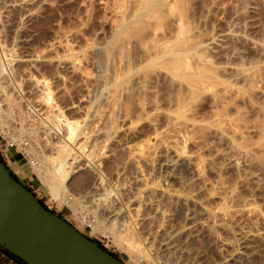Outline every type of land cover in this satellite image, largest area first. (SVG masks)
I'll list each match as a JSON object with an SVG mask.
<instances>
[{"label":"rangeland","instance_id":"obj_1","mask_svg":"<svg viewBox=\"0 0 264 264\" xmlns=\"http://www.w3.org/2000/svg\"><path fill=\"white\" fill-rule=\"evenodd\" d=\"M166 1L167 0H28V2L22 6L20 11L15 12V14H17H14L16 17L13 16V18H17V20H14L15 23L13 22V20L11 22L13 23L12 25L15 24L13 26L14 30L12 29V33H14L15 35L12 34L13 39L11 40H13L14 42L13 45L14 49H16L17 56H24V59H26L25 57H27V55L29 58H35L37 54L41 56L40 57L37 55L34 62L36 64H34L36 67L33 65V69L30 68V71H32L31 73L39 80L45 78L47 79L45 80L50 84L51 88L53 87V93L56 92L54 96L55 98L57 97L56 99H58V105L61 106V108L65 106V104L69 105V107H74L70 110H67V108L63 109L65 116L73 119L75 122H79L81 131L83 133L85 132L87 136L93 137L92 139L95 138V132L99 129V127L102 126V122L104 121L101 120L103 118L99 119L101 116V111H98V109L101 108L100 110H102L104 107H101V103L100 105H98L100 102L99 92L96 91V89L98 90V88L97 86L94 87V85H97L96 83L98 78L96 79V77H98L99 75L98 72H101L100 70H103V68L107 66V63H109L108 66L110 67L111 71L113 70L112 73H114L115 70L119 75L122 73H128L126 74L125 80L130 81L131 84H133V82H141V78L143 79V75L145 77L147 76L145 78L147 79L145 80V82L150 81L144 83L145 86H142V81L140 83V87H142L143 89L141 88L140 91L139 88L138 91L134 89L136 90L135 94H132V97L130 98V100H128L130 104L131 101L133 103L129 107V112L133 115V117H135V121L140 122L139 126L141 128L145 127V123L142 119L146 115L150 114L153 110L156 111V109L157 112H159V116L156 119V128L158 134H149L148 140L150 143L148 144L150 146L154 145L156 141L158 145L160 143L159 146H161L162 144H166V141L168 143H170L171 141L172 144H176V138L178 136V134L176 135V131L179 130L183 131V133L189 132L188 134H181L182 136H180V138L185 135L186 137L190 138V142L192 140L194 141L191 142L193 146L191 148L192 152H195L196 147H200V144L203 141L208 142L213 147L221 146L219 149H222L223 142L220 140L221 137L217 136L219 134H224V137L231 139V141L235 143H241L240 140L242 139V143H244V141L245 143L252 142L251 144L255 148L263 145L264 50H259L258 47H256V49L252 45H249V43H247L241 37V34L251 36V38L254 37V39H259V41L264 40V1L244 0V3L247 2L246 4L249 8V10L245 12V10L241 9L243 0H185L187 1L186 6L185 1L183 0V6L185 9L183 8L184 12L182 13H184V15L188 17L190 25L187 29L191 30L192 28H196L197 30L201 27V32H198L199 35L197 34L195 36V40L197 43L200 42V44L202 43L204 46V48L200 47L199 49H197L196 52L194 50V52L189 55V60L187 59L188 56L184 59H187L188 64L193 65H190V67H192L191 71L189 70L188 73L185 71L187 74L185 72L184 74L181 73L182 71H180L179 73L183 74L186 78L189 76L188 74H192L193 78H187L188 80H186L185 77H183V80L181 78L183 75L177 76V73V77H173L171 73L169 74L168 71H166V62H163V60L166 59L162 58L163 60H158L154 65H147V60H149L150 57L154 56V51L151 50V48V52L149 51V46L151 47L152 45L151 42L161 43L164 41L167 42L169 46L172 44V48H177L176 50L178 51H181L184 48H181V44H179L182 36L178 35V29L176 30L178 26H175L176 23L174 22V18H172L173 14V16L175 17L178 14H181V12L179 13V10L176 9L173 10V13H170L172 11L167 8L168 6L166 5L167 3H165ZM171 1L172 0H170L168 4L171 3ZM149 3H151L152 6H149ZM217 3L219 5L221 3V6H218ZM215 4L218 6V8H216L217 6H214ZM252 5L254 6L255 11H250L251 9L254 10L253 8L249 7ZM146 6H148L149 8ZM151 7H155V10L150 11V9L153 10V8ZM125 29L127 31H125ZM200 29H198L197 31H200ZM216 33L222 35V43H207V45H209L207 46L206 42L209 40V38L217 35ZM95 42L104 44L103 49L107 50H102V53L99 52V54L93 52H91L90 54V48ZM146 46L148 47L149 52H147ZM104 47H106V49ZM178 47H180L181 50ZM110 50H112L113 52H111ZM109 51L112 55L109 54ZM150 53H152L153 55ZM77 54L81 56L82 59ZM121 54H123L124 56ZM70 55H74L75 58L78 56V59L81 60H79V64L77 63V65H80L77 66L76 71H78V73L70 72L71 70H69V67H67L69 66L68 63H70L68 60L70 58ZM107 55L112 56V58H110L109 60H114L115 58L116 64L114 62L115 60L111 61V63L114 62L111 64L107 60L109 58V56L107 58ZM102 56H104L105 59H103ZM72 58L73 57H71V60ZM106 60L107 62H105ZM168 60L169 57H167L166 61ZM61 62L64 65H62ZM101 63L104 64V67ZM99 65L102 67H100ZM163 65L165 66L163 67ZM244 67L252 68L246 70L247 72H249L250 70L248 74L249 78H247L248 80L243 79V75H241L240 70L245 71ZM196 68L198 69L196 70ZM80 71L83 73H81ZM193 71L195 73H197V71H199V73L201 71H204L203 74L202 72L200 74H197V76L202 74L201 77L204 78L202 79V83L199 80L197 82L196 77H194V75L196 74H194ZM145 72H148V74ZM96 74L98 75L96 76ZM236 76L239 78H237ZM139 78L140 80H137ZM240 79H242V81ZM26 84L27 83L24 84L23 82V87L25 88H22V90H24L23 92L21 91L22 94L24 93L22 95L24 97H21L25 101L24 105L26 106V110L33 107L34 110L38 111L39 107H37V100L34 96L31 95L29 90L28 92L26 91ZM62 84H64V86ZM61 87L63 89L65 87L66 90H60ZM39 88L37 90L41 91L42 88ZM62 91H65L66 93ZM60 92L62 94H60ZM138 92L140 93L138 94ZM39 93L40 92H38V95ZM96 104L98 105L97 109L95 107L97 106ZM76 106L78 107L76 108ZM94 109L100 112V116L98 115V112H96L97 115L95 116L94 112L96 110ZM133 110L134 112H132ZM136 112L138 115L136 114ZM40 113L41 111L37 114ZM93 113L94 116H92ZM113 113L117 114V112ZM218 119H221V125L219 124L220 121L218 123L219 125L217 124ZM215 121L217 122L215 123ZM88 126L90 129L87 128ZM185 126L186 128H184ZM6 127L7 130L11 128H9L8 125H5V129ZM201 128L203 130H201ZM84 129L85 131H83ZM9 131L13 135H15L16 138L17 136H19V133L17 131H12L11 129ZM201 131H205V133H201ZM201 134L202 137L200 136ZM214 135H216L217 138H214ZM198 137L201 139H199ZM21 140L28 142L29 137L24 135ZM28 144H30V141L28 142ZM90 144L93 146L92 141H90L86 145L87 147L84 150V154L88 153L90 149L93 150L92 146L89 147ZM4 146V140H0V159L6 166L8 172H10L15 177V179L20 182V184L27 187L29 191L39 200V202H42L50 212L71 224L81 235L93 241L98 246L104 248L109 254L113 255L122 263L139 264L137 261L129 257L126 251V247H122L121 245L115 243L110 235L104 234L102 231L97 232L93 229V216L88 215L85 219H83V217L82 219H75L71 211L66 208L65 205H58L59 203L54 199H52L51 201L48 194L45 192V188L42 187V185L38 181L37 176H35L32 172L33 169L29 159L25 155L23 156L25 151H9L5 150ZM96 146H98V144ZM98 149L99 148H97V150ZM189 149L187 151H190ZM102 150H104V148ZM256 156L259 157V155ZM256 158L255 161L252 160L254 163L248 165V170H245L246 174L256 171L258 173H262L264 171L262 170L264 169V159L262 160L257 158L259 161L258 162ZM72 161L73 160H69L68 162L69 164L71 163V167L74 164L73 171L76 172L77 165L74 163V161L72 163ZM223 161L221 160V158L219 159V157H217L214 160V165L221 167V165L225 163H223ZM84 169V171L81 170L82 172H74L78 176L81 175L82 179L81 184H78V182L73 183L74 190L77 189L76 187H78V189L80 190H84L85 187H87L85 184H88L91 181V173L87 172L88 169L86 168V166L84 167ZM204 172L205 171L201 172L202 180L200 182V186L204 190L209 193L219 192L218 194L222 195L230 190L229 184L231 183L228 181H231L230 178L234 176V170L230 169L225 174H223L222 177L219 178L220 182L217 180V183L214 182V179H212L206 172ZM86 173H88V175ZM128 173L126 174L127 176L130 175L129 170ZM131 173H133V170ZM126 177L124 175V177H122V180L124 178L127 181L130 179L129 177L126 179ZM260 179L261 187L263 186L264 188V176H262ZM122 180L120 181V183L125 184L127 182L123 180L125 182L124 183ZM216 184L219 185L216 186ZM184 211L185 209L180 210L176 206L172 208L173 218L170 222L174 228H178L179 226L185 224L184 216L186 212L184 213ZM262 212H264L263 208L262 210L261 208H257V210L254 211H246L238 214V216H236L235 218L234 222L236 224L234 223L233 228L234 231L236 230L238 232L233 234L234 231H232L231 234H227V236L218 233L217 235L221 237L202 235V238L200 237L199 240L197 239L198 241H195V243H189L190 245L188 251L190 253V256L184 255V257H182V260L181 256L176 257L178 255H171L172 257L170 258V260L173 261L172 264H174V262L176 261H178L179 264H194L196 261L198 262V260L200 264L202 259H205L206 262L203 261L201 264H214L218 262V260H220L222 257H224V254L225 256L228 254V249H230V251L235 248H240L242 250V248H245L248 245H258L257 240L254 241L252 239H249L248 241L245 240V236L258 228V221L259 217L261 216L260 214H263ZM216 237L219 239L221 238V241H225L226 246L223 247L220 243H218L220 240L218 239V241ZM259 254L263 255V252L261 251V253ZM0 255H2L0 256V264H18L15 262H10V258L5 254L0 253ZM198 256H201L203 258L200 257L199 259ZM185 257H190L191 260L189 258H187V260L189 259V262L191 261V263L187 262V260L185 261ZM195 257H197L198 260ZM158 261H156V264H164L163 260V262L161 260ZM178 262H176L175 264H178ZM262 263L263 262H259V264ZM252 264H258V262L256 261Z\"/></svg>","mask_w":264,"mask_h":264},{"label":"bare ground","instance_id":"obj_2","mask_svg":"<svg viewBox=\"0 0 264 264\" xmlns=\"http://www.w3.org/2000/svg\"><path fill=\"white\" fill-rule=\"evenodd\" d=\"M245 1L243 0L241 9L246 12L249 8L247 7V2L244 3ZM27 2L28 0H0V127L5 129V125H8L9 128L11 127L10 129L12 131H17L19 133L17 140L19 141H23L21 138L24 135L29 137L28 142L30 141V144L27 149H25L23 156L25 155L29 159L33 169L32 172L37 176L42 187L45 188V192L48 194L51 201L54 199L59 203L58 205H65L66 208L71 211L75 219H82V217L85 219L88 215L93 216V229L97 232L102 231L104 234L110 235L115 243L122 247H126L129 257L139 264H156L158 260H163L164 264H169L171 261L170 258L172 257L171 255H178L176 257L181 256V258L184 257V255L190 256L188 251L189 243H195L200 237L202 238V235L217 237H221L217 235L218 233L224 234L225 236H227V234L230 235L231 232L234 231V221L238 214L246 211H254L257 210V208H261V210L263 208L264 210V188L263 186L261 187L260 184V178L264 176V171H261L262 173L256 171L249 174L245 172V170H248V165L254 163L252 160L255 161L256 155H259V157H257L258 159H264V143L260 146L257 144L258 147L255 148L252 146V142L245 143L244 141V143H242L243 140L241 139V143H235L231 141V139L224 137V134H216L221 137L220 140L223 142L222 149H219L221 146H215L217 147L215 148L202 139V145L200 144V147H196L197 152H192L191 148L193 146L191 142L193 140L190 142V138L185 135L180 138V136H182L181 134H188L189 132L183 133V131L179 130L176 131V135L178 134L176 144H172L171 141L170 143L166 141V144L159 146L160 143L158 145L156 141L151 147L148 144L150 143L148 136L149 134H158L156 119L159 116V112H157L156 109V111L153 110L154 113L152 111L148 115L144 114L146 116L142 120L146 128H141L139 126L140 122L135 121V117L129 112V107L133 103L131 101L130 104L128 101L132 97V94H135L136 90L138 91V88L139 91L141 90L142 87H140V83L142 81V86H145L144 83L150 82H145L147 76L145 77L143 75V79L140 77L142 80L141 82L138 81L135 82L136 84L134 82L131 84L130 81L125 80L126 74L128 73L119 75L116 70V74L115 72L112 73L113 70L111 71L108 66L109 63H107V66H105L103 70H100L101 72H98L99 75L96 74V76L98 75V77L95 76L96 79L98 78L97 85H94V87L97 86L98 90L96 89V91L99 92L100 102L98 105L101 103V107H104L102 110H100L101 108L98 109V111H101L100 116V112L96 110L98 107L96 104V109H94L96 111L94 113L96 116V112H98L100 116L99 119L103 118L101 120L104 121L102 122V126L95 132L94 139H92L93 137L91 136H87L85 132L83 133L80 129L79 122H75L73 119L66 117L63 112L65 108L70 110L74 107H69V105L65 104V106L62 105L63 107L61 108V106L58 105L57 97L55 98L54 96L56 92L54 90L55 93H53V87L51 88L50 84L46 81L47 79L39 80L31 73L32 71H30V68L33 69L38 54L35 58H29L27 55V57H25L26 59H24V56H17L16 49H14V42L11 39H13L12 34L14 33L12 32L15 24L12 25L13 23L11 22L13 20L15 23L17 20V18H13V16L16 17L15 15H17L15 12L20 11L22 6ZM168 2H170V0H167L165 3H167L166 5L168 6L166 7L172 11H169L170 13H173V10L176 9L179 10V13L181 12V14L175 17L173 14L172 18H174V22L176 23L175 26H178V28H176V30L178 29V35L182 36L179 44H181V48H184L181 50L180 47H178L181 50L178 51L176 50L177 48H172V44L169 46L167 42H151L152 45L151 47L149 46V51L151 48V50L154 51V56L147 60V65H154L158 60H167V57H169L168 61L163 60V62H166V71H168L169 74L171 73L174 77L176 73L178 74L177 76H181L185 71L187 73L189 70L191 71V64H188L187 61V59L189 60V55L194 52V50L196 52L197 49L200 47L204 48V46L202 43H197L195 40V36L197 34L199 35L198 32H201V27L198 28L200 31H197L198 29L196 30V28H192L191 30L187 29L190 25L188 17L182 13L184 12L183 0H172L169 4ZM149 4V6H152L151 3ZM186 4L187 1H185V6ZM214 6L217 5L215 4ZM218 6H221V3L220 5L218 4ZM218 6L216 8H218ZM252 6L249 7L254 10L251 9L250 11H255L254 6ZM151 8H153V10L150 9V11L155 10V7ZM125 31L127 30L125 29ZM241 37L249 43V45L255 48L258 47L259 50H264V40L259 41V39L257 40L256 38L255 40L254 37L251 38V36L245 34H241ZM222 38V35L218 33L212 38H209L206 45L207 43L213 44L214 42L222 43ZM103 46L104 44L95 42L90 48V54L91 52L98 54L99 52L102 53V50H104ZM104 48L106 49V47ZM146 49L147 52H149L147 46ZM112 50L110 51L113 52ZM110 51L109 54H111ZM111 55H107V58L109 56L107 60L110 63L115 60L114 57V60H109L112 58ZM78 56L76 58L74 55H70V58L68 57L70 63H68L69 66L67 67L71 70L70 72L78 73V71H76L77 66H80L77 65V63H80ZM71 57H73L72 60ZM79 57L82 59L81 56ZM102 57L105 59L104 56ZM186 57L187 59L184 60ZM107 60L105 62H107ZM114 62L116 64V60ZM62 65L64 64L62 63ZM103 65L104 64H102V66ZM164 66L165 65H163V67ZM249 68L250 67H244L245 71L240 70L243 79L249 78L248 74L250 70L249 72L246 71ZM197 69L198 68H196V70ZM180 71H182L181 73L183 74H179ZM194 71L193 73L196 74L194 77H196L197 82L199 80L202 83V79L204 78L201 76L204 71H201L202 74L199 76H197V74L201 72L199 73V71H197V73H195ZM145 73L148 74V72ZM188 75L192 76H188V79L193 78L192 74ZM183 77L185 76L183 75L181 78L183 79ZM140 78L137 80H140ZM187 78L186 80H188ZM240 80L242 81V79ZM23 82L24 84L27 83L26 91L28 92L29 90L31 95L37 100V107H39L38 111L34 110L31 106V108L26 110V106L24 105L25 101L22 98L24 97L22 96L24 94H22L24 91L22 88H25L23 87ZM62 85L64 86V84ZM39 87L42 88L41 91L37 90ZM60 90L66 89L65 87L64 89L61 87ZM38 92H40L39 95ZM139 93L140 92H138V94ZM60 94L62 93L60 92ZM77 107L78 106H76V108ZM40 111L42 114H37ZM113 112H117L118 115ZM132 112H134V110ZM94 113L92 116H94ZM220 120L221 119H218V122L215 121V123L217 122L218 124ZM219 124L221 125V121ZM87 128H89V126ZM184 128H186V126ZM201 130L203 129L201 128ZM83 131H85V129ZM202 132L205 133V131H201V133ZM216 135H214V138H217ZM200 136L202 137V134ZM89 140L92 141L93 144V146L90 144L89 147L92 146L93 150L90 149L88 153L85 151L86 154H84V150L87 147L86 145L90 142ZM97 144L99 147L96 146ZM95 147L99 149L97 150ZM103 148L104 150H102ZM188 149L190 151H187ZM217 157H219V159L221 158L222 161L224 160L223 163L225 162L221 167L214 165V160ZM257 158L256 160L258 161ZM69 160H73L77 165V173L81 170L84 171L85 166L89 170L86 169L87 172L91 173V181L89 180L90 183L85 184L87 187H85L84 190H80L78 187L74 190L73 183L78 182V184H81L82 179L81 175L78 176L75 174L76 172L73 171L74 164L72 168L71 163L69 164L68 162ZM131 169L133 173H131ZM230 169L234 170V176L230 178L231 181H228L231 183L229 184L230 190L228 189L229 191L225 192L223 195L218 194L219 192L209 193L200 186L202 171H205L214 179V182L217 183V180L219 181V178ZM126 170L127 173L129 170V176L126 175ZM88 173L86 174L88 175ZM124 175L125 177L127 176L126 179L128 177L130 178L128 181L125 180V178L123 179L125 182L127 181L126 183L122 180ZM121 180L125 184L120 183ZM217 185L219 184H216V186ZM175 206L180 210L185 209L184 213L186 212L185 216L183 214L185 217H183L185 221L183 222L185 224L178 228H174L170 222L173 218L172 208ZM262 213L263 214H260L261 216L259 217L258 228L245 236V240H257V247L248 245L249 247L242 248V250L240 248H235L231 251L228 249V254L226 253V256L224 254V257L221 256L222 258L214 264H252L256 261L258 264L259 262H263L262 264H264V212ZM236 232L238 231L235 230L233 234ZM217 237L216 239L218 240L219 238ZM218 243L223 247L226 246V242L223 240H220ZM261 251L263 255L259 254ZM200 257L201 256H198L199 259ZM185 258V261L187 258L190 259V257ZM189 259L187 262H189ZM203 261H205V259H202L201 263ZM172 262L173 261H171L170 264H172ZM176 262H174V264ZM189 263H191V261ZM197 263L199 264V260L194 264Z\"/></svg>","mask_w":264,"mask_h":264},{"label":"water","instance_id":"obj_3","mask_svg":"<svg viewBox=\"0 0 264 264\" xmlns=\"http://www.w3.org/2000/svg\"><path fill=\"white\" fill-rule=\"evenodd\" d=\"M0 247L25 264H124L46 211L1 159Z\"/></svg>","mask_w":264,"mask_h":264},{"label":"built area","instance_id":"obj_4","mask_svg":"<svg viewBox=\"0 0 264 264\" xmlns=\"http://www.w3.org/2000/svg\"><path fill=\"white\" fill-rule=\"evenodd\" d=\"M0 140L5 142V150L25 151L28 147L27 141H19L9 130L0 127Z\"/></svg>","mask_w":264,"mask_h":264},{"label":"trees","instance_id":"obj_5","mask_svg":"<svg viewBox=\"0 0 264 264\" xmlns=\"http://www.w3.org/2000/svg\"><path fill=\"white\" fill-rule=\"evenodd\" d=\"M3 163V162H2ZM4 164V163H3ZM10 173V172H9ZM10 175H11V177L12 178H14L15 179V177L10 173ZM16 180V179H15ZM17 181V180H16ZM18 182V181H17ZM18 183H20V182H18ZM22 185V184H21ZM25 189H27L28 191H29V189L27 188V187H25L24 185H22ZM41 203V205L45 208V210L46 211H48V212H50L44 205H43V203L42 202H40ZM50 213H52V212H50ZM100 247V246H99ZM101 249H103L104 251H106L104 248H102V247H100ZM107 252V251H106ZM5 253H7L8 254V256L12 259V260H14L16 263H18V264H25L24 262H22L20 259H18V258H16L15 256H13V255H11L10 253H8L7 251H5Z\"/></svg>","mask_w":264,"mask_h":264},{"label":"crops","instance_id":"obj_6","mask_svg":"<svg viewBox=\"0 0 264 264\" xmlns=\"http://www.w3.org/2000/svg\"><path fill=\"white\" fill-rule=\"evenodd\" d=\"M0 253H3V254H5L7 257H9L8 256V254L7 253H5V250L4 249H2L1 247H0ZM0 256H2V255H0ZM10 258V257H9ZM10 262H15L14 260H12L11 258H10ZM16 263V262H15Z\"/></svg>","mask_w":264,"mask_h":264}]
</instances>
